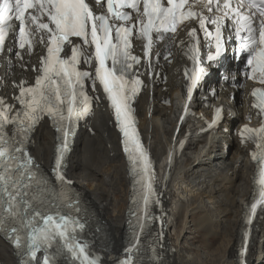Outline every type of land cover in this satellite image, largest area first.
Instances as JSON below:
<instances>
[{
    "label": "snow or ice",
    "instance_id": "6c2138e0",
    "mask_svg": "<svg viewBox=\"0 0 264 264\" xmlns=\"http://www.w3.org/2000/svg\"><path fill=\"white\" fill-rule=\"evenodd\" d=\"M103 3L106 12L97 13L88 0H0V51H3L6 37L13 27V19L19 22L20 48L28 45L31 49L36 34H41L42 43L44 35L47 36V54L41 58L39 69L41 75L36 77L32 86L24 87L21 83L17 97L21 110L10 116L13 106L0 98V231L26 257L22 264H34L40 251L44 252L43 264H57V257L65 254H70L79 264L97 262L90 258L87 246L77 238V228L83 229L82 223L68 215L42 213L36 206L37 200L43 202L41 197L46 190L37 172L33 171L39 166L23 147L13 142L15 135H9L5 125L24 126L27 130L43 115L52 118L57 131L64 137L57 149L60 155L55 161L56 178L62 184H71L59 171L67 149L66 138L71 126L89 112L92 98L87 95L86 81L91 82L93 91L98 82L114 109L129 160L133 164L140 161L143 165L141 171L147 176L150 163L133 127L130 106L142 84L134 75V65L140 63V58L132 55V38L135 34L143 39L145 55L150 56L153 33L158 39H164L165 35L175 34L178 26L191 19H198L199 28L209 38L210 46L214 41L215 53L208 55V60L212 61L222 54L221 30L225 20L232 18L237 33L246 34L242 50L248 53L249 78L264 85V0H236L235 6L233 0H223V3L221 0H204L203 8L209 15L192 11L189 0H103ZM95 4L101 6L102 0H95ZM213 12L216 15H212ZM208 24L214 25V35ZM188 34L199 43L195 28ZM66 47L71 50L69 56L62 55ZM90 48L93 49L91 53ZM191 58L194 68L189 75V99L205 73L198 47L192 48ZM93 60L96 62L94 73L81 69V63L91 65ZM252 95L257 101L253 106L259 108V115L264 116V88L254 89ZM220 112V109L216 110L217 118ZM65 121L67 125L63 123ZM241 137L251 140L259 150L258 154L253 153V159L261 165L258 179L254 181L259 185L258 199L251 205L254 215L258 205H264V124L258 129L246 125ZM16 153L21 155L18 157ZM147 187L151 193V183ZM60 195L72 200L66 193ZM144 203L147 205L148 196L144 197ZM122 264H131V260Z\"/></svg>",
    "mask_w": 264,
    "mask_h": 264
},
{
    "label": "bare ground",
    "instance_id": "6f19581e",
    "mask_svg": "<svg viewBox=\"0 0 264 264\" xmlns=\"http://www.w3.org/2000/svg\"><path fill=\"white\" fill-rule=\"evenodd\" d=\"M182 36L183 32L177 35V39ZM37 59L38 56H31L29 62H36ZM160 61V67L168 77L164 83L166 89H163V85H154L152 100L147 90L137 103L145 134L151 129V149L159 167L175 128L177 114L174 110L181 105L179 88L182 79L178 77L176 69L180 68L183 59L178 54L172 62ZM12 69L15 76L31 73L18 67ZM164 95H169L170 106L160 103ZM241 104L243 100L237 93L231 104L237 118L241 115ZM151 105L152 114L148 117ZM90 120L95 135L90 137L86 132L78 134L75 149L69 156L68 174L85 192L106 227L107 241L97 250L102 257L110 259L120 251L125 237L130 182L109 114L100 105ZM232 122L226 119L224 126L230 127ZM35 139L32 154L49 166L55 136L47 123L40 127ZM221 139L228 141L229 150L226 153ZM188 149L184 151L169 186L168 240L171 249L167 264H235L234 251L242 228L243 202L250 191L251 166L234 137H228L221 130L208 140H191ZM238 157L242 158L239 165ZM191 243L198 245L194 247ZM181 249L188 254L182 255ZM0 262L18 264L11 247L2 238ZM248 264H264V218L258 223L253 235Z\"/></svg>",
    "mask_w": 264,
    "mask_h": 264
},
{
    "label": "rangeland",
    "instance_id": "374dc122",
    "mask_svg": "<svg viewBox=\"0 0 264 264\" xmlns=\"http://www.w3.org/2000/svg\"><path fill=\"white\" fill-rule=\"evenodd\" d=\"M197 245H198V243H191V246H194V247H197ZM183 250V251H182ZM181 253H182V255H186V254H188V252H186L184 249H181Z\"/></svg>",
    "mask_w": 264,
    "mask_h": 264
}]
</instances>
